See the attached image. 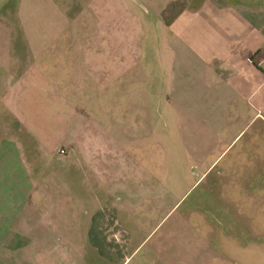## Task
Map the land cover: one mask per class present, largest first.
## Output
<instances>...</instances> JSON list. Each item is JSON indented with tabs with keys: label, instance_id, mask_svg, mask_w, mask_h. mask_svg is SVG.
Instances as JSON below:
<instances>
[{
	"label": "rangeland",
	"instance_id": "374dc122",
	"mask_svg": "<svg viewBox=\"0 0 264 264\" xmlns=\"http://www.w3.org/2000/svg\"><path fill=\"white\" fill-rule=\"evenodd\" d=\"M231 1L251 13L252 20L260 26L264 43V0ZM128 9L135 12V17L127 12ZM153 14L152 9L138 0H0L1 26L7 35L0 74L6 76L7 87L10 86L13 93L23 95V131L29 134H23V138L31 137L32 151L38 147L42 152L45 149H40L41 146L51 148L58 143L54 153L62 158L71 150L63 144H69L76 159L78 152L88 151L92 157L107 155L105 151L110 149V140L115 139L120 147V161L125 163L127 150L133 152L136 162L150 158L151 172L161 177V187L168 192L164 206L170 207L178 201L169 221L181 213L191 214V221L197 228L195 235L202 236L206 247L197 264H264V165L252 163L251 148L247 145L241 167L236 172L244 177L251 171V176L244 178L250 177L252 196L242 209L225 206V197L221 195L225 193L223 185L230 181L231 186H236L238 178L234 173H227L225 180L223 175L217 174L241 142L236 147L231 145L217 159L209 176L199 179L204 164L197 163V149L191 147L193 121L195 128L200 127L199 122L211 130L219 127L220 121L216 115L205 116L189 110L196 104L198 107V100L202 112L215 111L219 107L213 103L208 105L207 97L174 95V88L183 76H196L199 71L180 66L175 53L169 51L174 44L173 38L157 33ZM101 28L112 35L99 36L95 30ZM101 41L103 72L113 70L120 76L118 95L94 93L99 88V84H95L100 70L97 65L102 62L96 64L95 46L101 45ZM111 47H119L117 69L110 68L113 62ZM258 55L264 57V47ZM123 127L134 129L130 132L135 135V146L127 142V132L121 131ZM261 143H264V133ZM101 144L104 149L100 148ZM31 147V144L26 146L27 151ZM59 149L65 150L64 156L58 154ZM209 150L208 160H214L222 148L214 145ZM257 151L264 155V147ZM82 165L87 166L83 161ZM119 168L120 175L128 171L126 163H119ZM39 170L42 171L37 165L35 172ZM213 185L215 191L211 188ZM234 199L244 200L245 196L232 198L229 195L224 201ZM241 213L247 220L239 217ZM205 214L209 216V228L202 222ZM162 215V211L155 210L145 222L131 224L125 221L123 213H118L121 227L133 241L118 264L137 246L124 264H157L149 251L148 241L152 237L150 241L154 242L168 227L165 220L160 223ZM71 247L72 252L93 253L84 245ZM85 261L91 264V260Z\"/></svg>",
	"mask_w": 264,
	"mask_h": 264
},
{
	"label": "crops",
	"instance_id": "0c3cea01",
	"mask_svg": "<svg viewBox=\"0 0 264 264\" xmlns=\"http://www.w3.org/2000/svg\"><path fill=\"white\" fill-rule=\"evenodd\" d=\"M138 1L152 9L157 33L173 38L174 44L169 51L175 53L180 66L199 71L196 76H183L174 88V95L207 97L208 105L213 103L219 107L215 111L202 112L198 100V107L196 104L189 110L205 116L216 115L220 121L215 130L207 129L199 122L200 127L195 128L193 121L191 147L197 149V163L204 164L199 179L209 176L217 159L231 145L236 147L241 142L217 174L225 179V174L234 173L238 178L236 186L226 182L222 187L225 193L221 192V195L225 199L229 195L232 198L244 195V200H223L225 206L242 209L250 203L252 196L250 177L244 178L251 176V171L244 177L236 172L246 154L244 148L247 145L251 148L252 163L264 165V155L257 151L264 147L261 143L264 133V57L258 55L264 43L260 26L252 20L247 8L231 0ZM127 12L135 17L134 11L128 9ZM103 29L95 32L101 37L108 35V30ZM6 36L0 18V71L7 50ZM102 44L101 41V45L95 46L96 64L104 57ZM111 49L113 62L110 68L117 69L119 47ZM102 63L97 65L100 70L95 84L98 83L99 88L94 93L118 95L120 76L113 70L103 72ZM126 75L129 83V71ZM22 100L23 95L13 93L11 87H7L6 76L0 74V264H86L85 260H91V264H118L133 244L117 219L118 213H123L125 221L132 224L145 222L155 210L163 213L160 223L163 220L166 221L164 224L169 223L158 239L153 242L151 237L148 241L152 243L149 251L156 263L197 264L200 254H205V241L203 243L199 234L195 235L197 228L190 213H181L169 221L178 201L170 207L164 206L168 192L161 187V177L151 172L150 158L136 162L133 152L127 150L128 171L120 175L119 163H125L119 159L120 147L113 138L104 156L92 157L86 151L84 154L78 152L76 159L72 146L63 144L71 150L62 158L54 153L58 143L51 148L41 146L40 149H45L42 152L38 147L32 151L31 137L23 138ZM121 131L127 132V142L131 141V147L135 146V135L130 132L134 129L123 127ZM30 144L32 147L27 151ZM214 145L222 150L214 160H208L209 149ZM100 148L104 149L103 144ZM23 157H27L26 160ZM37 165L42 171L35 172ZM240 215L246 219L242 213ZM204 217L202 222L209 228V216L205 214ZM154 230L155 227L147 237ZM71 245H84L93 253L72 252ZM137 248L132 249L126 260Z\"/></svg>",
	"mask_w": 264,
	"mask_h": 264
},
{
	"label": "built area",
	"instance_id": "2783aa9c",
	"mask_svg": "<svg viewBox=\"0 0 264 264\" xmlns=\"http://www.w3.org/2000/svg\"><path fill=\"white\" fill-rule=\"evenodd\" d=\"M58 154L64 156L65 155V150L64 149H59L58 150Z\"/></svg>",
	"mask_w": 264,
	"mask_h": 264
}]
</instances>
